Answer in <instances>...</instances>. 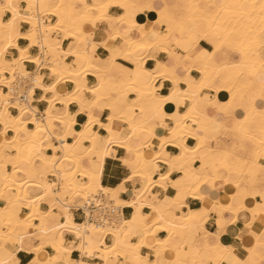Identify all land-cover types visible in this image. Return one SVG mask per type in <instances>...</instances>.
<instances>
[{
	"label": "snow or ice",
	"instance_id": "6c2138e0",
	"mask_svg": "<svg viewBox=\"0 0 264 264\" xmlns=\"http://www.w3.org/2000/svg\"><path fill=\"white\" fill-rule=\"evenodd\" d=\"M0 77V264H264V0H0Z\"/></svg>",
	"mask_w": 264,
	"mask_h": 264
},
{
	"label": "built area",
	"instance_id": "2783aa9c",
	"mask_svg": "<svg viewBox=\"0 0 264 264\" xmlns=\"http://www.w3.org/2000/svg\"><path fill=\"white\" fill-rule=\"evenodd\" d=\"M42 68V67H41ZM25 73L31 74V78ZM24 74L21 72H17L15 74V79H12V73H5L9 80H11V97L9 103L13 105L14 103H19L20 105H25L27 101L30 105L33 103V99L29 98V92L32 90L33 81L35 79V73L25 72ZM0 79H2L0 77ZM0 90L4 94H9V84L6 82H0ZM10 109H14L17 111L15 107H11ZM37 113V118L43 113ZM107 199L104 197L103 193H98L94 195V197L83 203L80 207L74 208L72 212H78L82 215V224L83 223H101L110 213L107 208Z\"/></svg>",
	"mask_w": 264,
	"mask_h": 264
},
{
	"label": "crops",
	"instance_id": "0c3cea01",
	"mask_svg": "<svg viewBox=\"0 0 264 264\" xmlns=\"http://www.w3.org/2000/svg\"><path fill=\"white\" fill-rule=\"evenodd\" d=\"M38 53H39V48H35L34 51H33V55H36ZM17 71H18V69H17ZM36 71H37V69H36V66H35L34 63H30L29 61H26L25 62L24 68L22 70V73L23 74L25 72H31V73L34 72V73H36ZM46 72H47V70L44 69L43 67L39 70V73H40L41 76H44ZM8 73H10V72H8ZM42 83H47V80L45 79L44 81H42ZM41 95H43V90L37 88V89H35V91L33 93V97H32L33 103L31 105V107L33 109H35L36 112H38V113H44L45 110H46V107H47V101H42L40 99V96ZM16 109H17V111L14 110V109H10V110L8 109V110L10 112H12V113H17L18 114L19 109L18 108H16ZM109 179H110L109 177H106L104 179V186L105 187H108L109 186ZM72 215H73V220H74V223L75 224H82V215L80 213H78V212H72ZM75 258L79 259V253H76V257Z\"/></svg>",
	"mask_w": 264,
	"mask_h": 264
},
{
	"label": "bare ground",
	"instance_id": "6f19581e",
	"mask_svg": "<svg viewBox=\"0 0 264 264\" xmlns=\"http://www.w3.org/2000/svg\"><path fill=\"white\" fill-rule=\"evenodd\" d=\"M30 63H33V61H29ZM18 72V71H17ZM0 92H2V91H0ZM4 94V93H3ZM5 96H7L8 94H4ZM32 99V98H31ZM15 105L17 104V103H14ZM21 106H25V105H21ZM32 108V107H31ZM102 193V192H101ZM98 194V193H97ZM96 195V194H95ZM77 225H88V223H83V224H77Z\"/></svg>",
	"mask_w": 264,
	"mask_h": 264
},
{
	"label": "rangeland",
	"instance_id": "374dc122",
	"mask_svg": "<svg viewBox=\"0 0 264 264\" xmlns=\"http://www.w3.org/2000/svg\"><path fill=\"white\" fill-rule=\"evenodd\" d=\"M18 71L22 73V70L18 69ZM10 74H11V72H10ZM1 78H2V77H1ZM13 105H15V104H13Z\"/></svg>",
	"mask_w": 264,
	"mask_h": 264
}]
</instances>
